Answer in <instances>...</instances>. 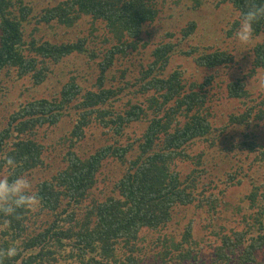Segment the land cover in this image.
Returning a JSON list of instances; mask_svg holds the SVG:
<instances>
[{
  "label": "trees",
  "instance_id": "obj_1",
  "mask_svg": "<svg viewBox=\"0 0 264 264\" xmlns=\"http://www.w3.org/2000/svg\"><path fill=\"white\" fill-rule=\"evenodd\" d=\"M158 3L156 0H52L35 13V6L23 0H0V75L5 70H13L18 73L20 83H28L25 89L18 90L19 84L10 89L13 92L9 97L20 100L19 106L0 113V176L7 173L9 177L26 175L30 181L35 179L33 189L42 201L36 212L21 210L19 219L8 218V226L0 228V248L15 244L19 249V255L5 264H183L193 261V245L198 238L193 233V220L184 224L180 237L173 233L161 234L148 243L141 234L144 230L154 232L173 224L180 208L197 204L202 209L207 206L204 209L207 214L221 213L217 198L207 199L193 193L199 179L193 174L198 171L193 170L191 181H181L175 167L177 160L188 161L190 146L215 140L229 126L237 124L244 126L243 144L255 154L250 163L252 178H262L256 185L252 181L254 190L247 195L251 204L246 207L247 210L259 208L251 224L259 232H253L257 237L252 236L245 247H242L244 235L234 241L227 239L223 252L218 253L213 264H252L256 262V252L264 249V219L258 217L264 214L261 203L264 143L256 142L250 134L254 133L253 127L259 126V121L264 125V99L258 102L254 92L259 86L260 94L264 95V86L259 83L262 79L252 89L243 78L227 85V102H240L246 110L238 117L231 114L228 123L215 127L206 110L204 115L201 111L208 101L205 88L214 82L215 73L206 75L201 83L198 79L190 81L187 86L185 82L192 79L193 73L190 71V78L185 77L189 72L182 68L186 60L172 66L176 48L186 38L190 39L196 22L190 24V29L188 26L182 29L183 39L178 44H151V62L141 66L140 76L133 82L126 79L127 69L122 70V87L101 85L95 92L80 88L74 82L75 77H70L59 97L34 96L21 101L26 92L57 77L60 72L57 67H62V61L73 55L85 54L97 61L103 54L99 63L103 82L116 62L141 53L143 28L159 18ZM229 4L237 10L239 21L240 14L246 10V0H216L215 6ZM83 21H91L94 32L98 31L97 24L104 22L102 27L109 35L103 33L96 45L85 36L74 42L55 40L59 34H69L67 29L74 30ZM262 36L264 20L254 26V37ZM99 44L108 45L105 52ZM196 48L200 50L191 45L192 50H182L179 54L187 59L194 54L192 59L197 68L208 70L227 62L223 51L205 54L200 50L197 55ZM254 54L253 70H264V40L256 45ZM127 93L135 97L140 94L144 99L128 100L124 111L114 109L115 99ZM5 99L7 96L2 95L0 103ZM135 122L142 124L144 131L126 143L123 140L126 130ZM43 126L51 129L49 133H41L42 139H39V133L32 132ZM97 129L106 137L104 144L96 141ZM89 138H93L91 143L87 142ZM59 150L63 151L61 157H52ZM4 155L14 156L20 167L14 171L5 168ZM114 164L120 168L118 177L108 182L104 170ZM50 171L54 173L49 174ZM41 172L43 176L36 178ZM243 181L237 184L227 181L225 191L242 186ZM99 189L103 194L96 197ZM2 220L0 217V223Z\"/></svg>",
  "mask_w": 264,
  "mask_h": 264
},
{
  "label": "rangeland",
  "instance_id": "obj_2",
  "mask_svg": "<svg viewBox=\"0 0 264 264\" xmlns=\"http://www.w3.org/2000/svg\"><path fill=\"white\" fill-rule=\"evenodd\" d=\"M25 3H31L35 6V13L44 8L43 6L52 3V0H23ZM158 1L159 18L153 24H147L143 28L142 41L144 47H140L141 53H133L128 59H123L116 62L111 68L109 75L104 79L103 82L100 80V67L99 63L102 58H97V61H93L84 55H73L63 60L61 63L62 67H57L60 71L57 77L53 76L46 84L43 86L32 88L30 91L21 98V101L27 99L38 97H45L48 99L59 97L60 90L63 84L70 79V77H75L74 82L77 86L83 89H91L98 92L103 87L111 86H124L120 80V74L122 70L127 69V81L133 82L136 78L140 76V70L142 65H147L152 57L150 55V45L155 43H167L172 42L173 44H178L183 36L181 34L182 29L186 26L190 27V24L194 21L197 23L195 30L190 39L187 38L176 48V52L173 56L175 64H181L184 60L186 62L183 65V69L187 68L189 72L185 74V77L189 76L190 71L193 73L192 79H187L185 82L187 86L196 79L198 82H203L204 77L207 75H212L215 73L214 82L205 88L207 89L208 101L206 102V108L202 107V114H208L209 119L215 124V127L224 126L229 122L230 115L235 117L240 116L245 112V108L241 107L240 102H227L226 87L230 83L236 82L237 78L245 79L247 81V87L253 88L257 85V81L264 78V70H253V61L255 60V47L257 44L264 40L262 37H254L253 41L248 45H242L234 38V33L238 28V12L229 4L225 7L216 8V0H156ZM56 1H54L55 3ZM91 21L82 22L81 25L73 28L67 29L69 34H59L55 40L57 41H76L80 37H88L93 39L94 45L102 38L103 33L108 34V31L102 27V24H97L98 31L94 32L91 27ZM190 29V28H189ZM100 30V31H99ZM94 32V35H91ZM37 35V34H36ZM35 35V37H36ZM233 35L232 37H227ZM96 36L98 38H96ZM128 38V37H127ZM191 45L197 46L205 54L223 51L226 55L227 62L219 67H215L212 70L205 69L203 67L197 68L191 55L188 59L179 54V51L191 49ZM108 46V45H106ZM98 45L101 51L105 52V47ZM104 47V48H103ZM192 50V49H191ZM196 48L195 53L199 55L202 51ZM136 51V52H140ZM196 56V55H195ZM176 59V60H175ZM152 60V59H151ZM149 61V62H148ZM257 71V73H255ZM255 73V74H253ZM7 74V75H6ZM18 73L3 71L0 75L1 85L3 86V91H0V97L2 95L7 96L3 102L0 103V113L4 114L12 106L14 108L19 106L20 100H15L14 97H9V94L13 92V87L18 85L20 88L27 87L28 83L19 82L17 78ZM191 81V82H190ZM184 83V84H185ZM260 83V82H259ZM220 86L219 89L217 86ZM12 89V90H10ZM261 88L258 86L254 92L255 96L258 95L259 101L264 99V95L260 94ZM8 91V92H5ZM138 96H133L132 94H126L124 97L120 95L112 103L114 109H120L124 111L127 108L128 100L142 101L144 98L137 94ZM133 98V99H132ZM257 111L254 113L256 114ZM259 126L253 127V132L250 133L255 136L256 142L264 143V125L263 121H259ZM254 126V125H253ZM243 125L229 126L227 130L220 133L215 140H209L207 142L201 141L193 144L187 149L189 154L188 161L177 160V171L180 173V180L190 181L197 176L198 186L193 192L197 195H203L207 199H218L220 203L219 211L221 213L216 214L211 211L207 214L204 209L199 208L198 205H193L186 208H180V214L176 216L174 223L168 226L158 229V231L149 232L144 230L141 235H145L148 243H152L154 238L158 235H169L173 233L180 237V231H184V224L194 221L193 233L196 237L197 242L193 245L195 259L193 261H185L183 264H213L215 258L220 251L223 252L224 246H226V240H236L237 236L244 235L243 245L245 247L249 245V241L252 236L257 237L256 232L259 229H253L251 224L255 222V217L259 211L256 207L253 210H247L248 204H251L249 197L247 195L250 191L254 190L252 181L256 184L261 182L262 178L254 177L252 178L251 159L254 157V153H250V147L245 146L243 141L246 136H243L241 130H243ZM51 128L43 126L38 128L35 132L39 133L37 137L42 139L41 133H49ZM251 129V128H250ZM144 131L142 124L135 122L131 124L126 130V134L123 138L126 143H130L134 138L139 137ZM101 130H95L97 143L104 144L106 137L100 134ZM51 133V132H50ZM131 136V139L129 138ZM36 137V136H35ZM108 138V137H107ZM58 138L52 140V143ZM89 138L87 142L91 143ZM133 139V140H132ZM50 141V140H49ZM49 141H43V143H49ZM111 140L108 143H111ZM125 143V144H126ZM88 144V143H87ZM241 145V147L239 146ZM63 151L59 150L52 153V157L59 158ZM50 161H53L52 159ZM53 169V168H52ZM51 169V170H52ZM119 165L114 164L108 166L104 171L107 175L106 181H113L117 179V173L119 170ZM198 171L196 174L192 175L193 170ZM53 174L54 171L48 172ZM7 174V173H6ZM1 176H7V175ZM110 174V176H109ZM192 175V176H191ZM43 176V172L36 175V178ZM191 176V177H190ZM111 179H108V178ZM252 178V179H251ZM244 180L242 186L237 188H229L225 191L227 187V181H231L235 184ZM36 182L35 179L31 180L32 185ZM101 184H105L101 182ZM112 183H109V185ZM102 185V186H103ZM34 186V185H33ZM100 185V187H102ZM259 186V185H258ZM264 191V189H261ZM110 189L106 192L109 193ZM102 191L99 189L95 196H100ZM261 199V196L258 197ZM264 205V199L261 201ZM260 203V204H261ZM216 206V204H214ZM249 206V205H248ZM238 207L242 210H239ZM248 208V207H247ZM223 210L225 212H223ZM261 210V208H260ZM210 215L209 219H205V216ZM203 217V218H202ZM258 217L264 219L258 214ZM170 228L168 229L167 227ZM257 232V233H258ZM189 247V244L187 245ZM169 247H171L169 245ZM173 248V247H172ZM164 248L160 249L163 251ZM252 264H264V249L256 252V262Z\"/></svg>",
  "mask_w": 264,
  "mask_h": 264
},
{
  "label": "clouds",
  "instance_id": "obj_3",
  "mask_svg": "<svg viewBox=\"0 0 264 264\" xmlns=\"http://www.w3.org/2000/svg\"><path fill=\"white\" fill-rule=\"evenodd\" d=\"M246 10L240 14L238 28L234 38L242 45L250 44L254 39V26L264 20V0H246ZM264 86V80L260 81ZM3 166L10 171L20 167V163L12 155L3 156ZM42 206V201L34 191L30 179L26 175L14 177L0 176V217L3 218L0 228H6L8 218L19 219L18 212H36ZM19 255L18 247L13 244L0 248V264Z\"/></svg>",
  "mask_w": 264,
  "mask_h": 264
}]
</instances>
